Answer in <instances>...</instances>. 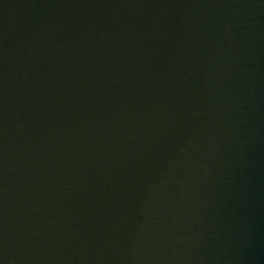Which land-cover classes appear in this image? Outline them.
<instances>
[{
  "label": "water",
  "instance_id": "1",
  "mask_svg": "<svg viewBox=\"0 0 264 264\" xmlns=\"http://www.w3.org/2000/svg\"><path fill=\"white\" fill-rule=\"evenodd\" d=\"M0 264H264V0H0Z\"/></svg>",
  "mask_w": 264,
  "mask_h": 264
}]
</instances>
